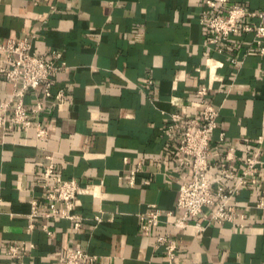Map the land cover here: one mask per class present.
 Wrapping results in <instances>:
<instances>
[{
	"label": "crops",
	"instance_id": "obj_1",
	"mask_svg": "<svg viewBox=\"0 0 264 264\" xmlns=\"http://www.w3.org/2000/svg\"><path fill=\"white\" fill-rule=\"evenodd\" d=\"M232 5L264 12V0H226L215 12L225 17ZM203 11L204 0H0V45L26 38L37 56L58 52L66 64L50 89L52 98L62 93V106L41 88L23 97L26 107L43 103L38 120L48 138L36 141L33 130L0 136V264H63L69 250L94 258L85 264H169L159 237L175 240L174 264H264V56H239L251 35L209 45ZM200 86L209 87L205 97L197 95ZM12 91L0 74V102ZM203 100L219 113L208 180L218 179L230 149L226 166L234 175L255 152L260 164L255 184L231 201L235 223L207 225L211 209L204 208L190 219L207 225L197 238L192 227H172L190 170L178 152L180 131L168 137L165 130L176 113L185 123L200 119ZM47 158L63 179L91 190L75 201L78 228L42 216L49 210L39 187ZM32 202L39 216L30 220ZM153 209L160 222L145 234L139 217ZM12 246L16 258L7 255Z\"/></svg>",
	"mask_w": 264,
	"mask_h": 264
},
{
	"label": "built area",
	"instance_id": "obj_2",
	"mask_svg": "<svg viewBox=\"0 0 264 264\" xmlns=\"http://www.w3.org/2000/svg\"><path fill=\"white\" fill-rule=\"evenodd\" d=\"M225 3L226 0H204V11L200 17V23L211 32L208 44L226 45L232 39L240 40L243 36L251 35V43L241 45L239 56L245 57L252 51L264 56V12L250 11L242 6L232 5L226 9V16L223 17L215 10L218 5ZM1 60H5V65L0 68V74L12 86L13 91L7 100L0 102V136L14 130H33L36 141L48 138V128L38 120L43 110V103L39 101L31 107H26L23 97L26 90L41 88L44 99L52 98L50 92L53 84L52 77L66 68L61 53L52 52L50 59L46 60L32 51V42L29 39H9L0 45ZM210 62L211 60L207 61V68ZM208 89L207 86H200L197 89V95L205 97ZM52 99L57 101L58 106L64 104L62 93H58ZM203 102L200 119H191L185 123L182 115L176 113L171 116V123L165 130L168 137H172L176 130L180 131L178 152L187 159L185 165L190 170V175L183 178L178 188L175 208L181 215L174 220L172 227L174 229L192 227L195 229L197 238L201 237L208 224H220L225 221L235 223L236 215L231 201L242 187L247 186L248 183L255 184L260 164V154L255 152L245 159L244 169L240 175L236 176L226 166V163L232 159L230 149L224 162L219 165L218 179L214 183L208 180L207 172L212 168L209 161V143L212 132L218 126L219 113L212 104L204 100ZM222 137L223 135H220L221 139ZM47 159V163L42 165L39 187L44 191L49 210L42 216L47 219L57 217L70 220L74 222V227L78 228L80 218L72 214L75 201L77 197L91 190L81 186L74 179H63L56 172L51 158ZM138 172L139 169L130 171L128 180L130 186L135 185ZM227 178L235 179V183L230 188H225L221 184V181ZM260 205L261 203L258 206ZM204 208L211 209L207 225L191 223L190 219L198 217ZM168 215L172 216L171 213ZM38 216L36 203L32 202L29 218L32 220ZM160 217V211L156 209L141 215L139 217L141 231L147 234L150 229L157 227ZM42 230L48 235L51 234L45 225ZM157 243L166 245V259L169 264H174L177 253L175 240L159 237ZM18 250V246H12L8 249L7 255L10 258H16ZM93 260L94 258L88 257L84 251L69 250L64 254L63 264H85Z\"/></svg>",
	"mask_w": 264,
	"mask_h": 264
}]
</instances>
